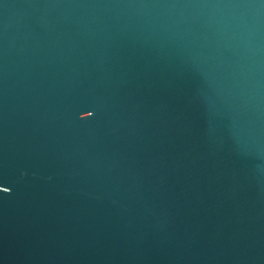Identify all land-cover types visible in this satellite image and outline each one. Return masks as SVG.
Wrapping results in <instances>:
<instances>
[{
	"label": "water",
	"instance_id": "1",
	"mask_svg": "<svg viewBox=\"0 0 264 264\" xmlns=\"http://www.w3.org/2000/svg\"><path fill=\"white\" fill-rule=\"evenodd\" d=\"M0 264H264V0H0Z\"/></svg>",
	"mask_w": 264,
	"mask_h": 264
}]
</instances>
